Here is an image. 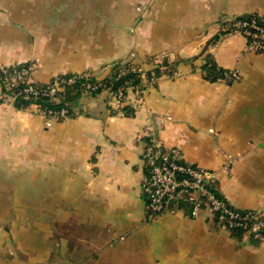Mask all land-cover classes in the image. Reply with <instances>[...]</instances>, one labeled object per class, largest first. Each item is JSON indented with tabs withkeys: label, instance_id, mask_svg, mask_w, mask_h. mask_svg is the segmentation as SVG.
I'll return each instance as SVG.
<instances>
[{
	"label": "crops",
	"instance_id": "crops-1",
	"mask_svg": "<svg viewBox=\"0 0 264 264\" xmlns=\"http://www.w3.org/2000/svg\"><path fill=\"white\" fill-rule=\"evenodd\" d=\"M253 14L264 0H0V65L32 63L34 81L178 62L175 77L129 94L131 117L107 91L50 127L35 107L0 104V264H264V242L206 215L149 217L140 139L152 123L165 148L217 172L219 197L264 212V53L228 33L207 53L238 80L203 72L222 24Z\"/></svg>",
	"mask_w": 264,
	"mask_h": 264
},
{
	"label": "built area",
	"instance_id": "built-area-1",
	"mask_svg": "<svg viewBox=\"0 0 264 264\" xmlns=\"http://www.w3.org/2000/svg\"><path fill=\"white\" fill-rule=\"evenodd\" d=\"M233 19L231 18L228 21ZM233 27V32L240 33L245 37L248 52L264 53V27L257 25L254 21L251 23L236 21ZM30 74V68H23L15 72L13 80L28 79L30 82ZM238 77L239 75L235 71L228 74V78L234 81L238 80ZM63 82L73 84L75 83V77ZM154 83L155 79L152 78L149 85ZM58 85L59 83H55L47 94L54 95L60 90ZM89 88L90 85L87 86V89ZM92 89H96V87H92ZM27 91L33 92L35 95L39 93L33 88ZM112 95L118 105L117 112L123 114L121 107L127 101L128 96L124 95L122 89ZM0 99L4 102L8 100L2 94ZM36 108L38 113L42 114L47 127L68 117L67 110L56 113L53 111L42 112L41 108ZM140 139L149 140L144 149V160L148 167V176L144 181L143 190L146 195L147 213L150 218H156L166 213L177 214L181 212H187L192 218H200L206 215L230 233L233 230H239L243 235L264 242V212L239 210L219 197L214 189V184L218 180L216 171L187 163L178 149L165 148L157 138L152 123L144 127L140 133ZM230 164L231 161L228 162L226 169L229 170L228 166Z\"/></svg>",
	"mask_w": 264,
	"mask_h": 264
},
{
	"label": "trees",
	"instance_id": "trees-1",
	"mask_svg": "<svg viewBox=\"0 0 264 264\" xmlns=\"http://www.w3.org/2000/svg\"><path fill=\"white\" fill-rule=\"evenodd\" d=\"M236 21L249 23L254 21L257 25L264 27V17L257 14L235 17L233 20H227L223 23L221 32L208 43V46L204 50L206 54L204 55L203 72L205 79L208 81H225L229 84L234 83L233 79L228 78V74L231 73V71L221 68L214 57L207 53V51L223 36L228 33H233V24ZM177 64L178 62H170L165 56L162 58H151L148 62L150 66L148 69L135 64L131 60L118 61L111 65L110 73L105 78H99L94 72L88 71L80 75H60L49 83H40L37 81L29 82L28 79L13 80L16 71H20L23 68H30L32 63H22L12 66L0 65V95L2 94L6 98H12L14 105L20 110H28L31 107H39L43 111H53L56 113L67 110V118H72L78 114L75 110V104L84 95L96 97L103 91L116 94L118 90L122 89L125 96L134 93L137 98H141L149 87L152 78L155 79L153 85L156 86L161 77L174 76L177 72ZM72 77H75V83L67 84L63 82ZM55 83H59L58 86L60 90L54 95L47 94ZM88 85H90L89 89H87ZM92 87H96V89H92ZM30 88H33L39 93L35 95L33 92H28L27 90ZM3 103L4 101L0 99V104ZM121 111L128 117L135 114V108L131 106L124 105L121 107ZM112 112L117 113V110H112ZM63 120L65 119H61L59 122ZM148 141V139H145L146 145ZM215 185L216 184H214V189ZM231 234L235 237L243 235L239 230H233Z\"/></svg>",
	"mask_w": 264,
	"mask_h": 264
},
{
	"label": "rangeland",
	"instance_id": "rangeland-1",
	"mask_svg": "<svg viewBox=\"0 0 264 264\" xmlns=\"http://www.w3.org/2000/svg\"><path fill=\"white\" fill-rule=\"evenodd\" d=\"M139 11L141 10V9H138ZM159 61V60H158ZM160 62V61H159ZM30 70H31V74H30V77H29V80H30V82H32V81H34L33 80V78H32V76H33V73H34V70H35V65L34 64H32V66L30 67ZM80 74H83V73H80ZM80 74H78V75H80ZM60 76V75H59ZM176 76V74L174 75V76H172V77H175ZM58 77V76H57ZM57 77H54L53 79H56ZM52 79V80H53ZM51 80V81H52ZM50 82V81H49ZM48 82V83H49ZM150 86H152V85H149V87ZM107 92H109V91H107ZM110 93V95H112V93L111 92H109ZM112 98H113V100H114V97H113V95H112ZM10 101H13L12 100V98H8V100L7 101H5L4 103H8V102H10ZM35 109H36V113L40 116V117H42L43 118V116H42V114H40V113H38V111H37V108L35 107ZM42 112H43V110H41ZM43 120H44V118H43ZM44 123H45V120H44Z\"/></svg>",
	"mask_w": 264,
	"mask_h": 264
}]
</instances>
